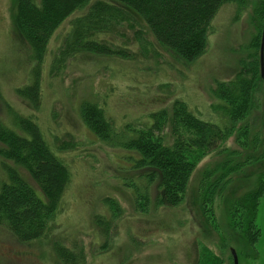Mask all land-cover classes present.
<instances>
[{
    "label": "rangeland",
    "instance_id": "374dc122",
    "mask_svg": "<svg viewBox=\"0 0 264 264\" xmlns=\"http://www.w3.org/2000/svg\"><path fill=\"white\" fill-rule=\"evenodd\" d=\"M14 1L0 0V125L15 129V114L33 118L68 165L71 180L45 235L24 242L6 225H0V264H196L204 245L223 260L221 264H233V249L239 264H264V194L254 219L259 229L256 241L251 243L241 231L232 229L228 213L235 194L249 189L264 167L259 162L235 170L252 151L235 156L229 163L233 166L231 183L223 200L216 198L212 207L218 227L204 216L198 189L203 173L223 161L224 154L210 155L199 163L179 206L155 205L160 191V179H156L150 187L147 210H142L129 186L132 182L138 187L145 184L141 175L147 169H134L128 159L139 156L99 139L83 122L80 110L83 102L100 104L120 133L130 124L146 125L152 120L151 113L170 108L175 99H183L195 113L213 121L219 114L217 101L213 103L216 81L231 78L240 56L249 53L256 33L252 25L256 0H249L243 12L235 4L222 6L213 21L208 51L191 64L179 62L162 48L145 24L132 29L123 22L119 26L126 37L112 41L126 48L133 55L131 59L118 54L78 53L64 66L55 65L54 57L71 18L81 14L79 10L58 27L47 45L40 63V103L36 107L16 93L33 80L35 60L31 46L13 22ZM136 32L149 43L147 50L134 44ZM252 107L251 140L257 136L264 148V81L254 94ZM227 145L239 148L235 136ZM3 146L0 142V149ZM57 146L64 147L57 150ZM7 166L17 168L0 154L2 180L7 179ZM110 198L120 207L118 216L106 204ZM103 217L111 221L109 232L97 224ZM57 244L73 255V262L62 261L55 250Z\"/></svg>",
    "mask_w": 264,
    "mask_h": 264
},
{
    "label": "trees",
    "instance_id": "16d2710c",
    "mask_svg": "<svg viewBox=\"0 0 264 264\" xmlns=\"http://www.w3.org/2000/svg\"><path fill=\"white\" fill-rule=\"evenodd\" d=\"M249 3V0H15L13 22L31 46L35 60L33 80L29 85L17 88L16 93L34 107L39 105L40 63L47 45L58 27L79 10H82L81 14L71 18L69 31L54 57L55 65L64 66L66 60L78 53L118 54L131 59L133 55L126 48L117 47L119 43L112 41L126 37L122 25L119 26L123 22L132 29L145 24L162 48L179 62L191 64L208 51L213 21L220 8L235 4L237 10L244 11ZM252 23L256 33L250 40L249 53L240 56L239 67L231 78L215 83L213 103L217 101L215 108L219 114L214 122L195 113L183 99H175L170 108L163 107L151 113L152 120L146 125L135 127L130 124L124 133H120L114 130L100 104L81 103L85 125L102 141L135 152L138 158H128L134 169H147L141 175L144 186L138 187L134 182L129 184L138 208L147 210L151 201L150 187L158 178L160 191L155 197V205L179 206L186 198L191 177L199 163L210 155L224 154L223 161L203 173L198 189L204 216L210 224L218 227L212 207L216 198L223 200L224 190L231 183L229 176L233 166L230 161L252 151L245 158L246 163H239L235 170L264 163V148H261L257 136L251 140L249 122L254 94L264 81L260 62L264 0L255 1ZM137 32L134 44L138 43L147 50L149 43ZM14 116L15 129L0 125V142L4 145L0 154L17 167L7 166V179L0 177V225H6L18 240L25 242L47 233L71 180V172L33 118ZM234 136L239 146L237 149L227 145ZM63 147L57 146L56 149ZM257 152L261 154L257 156ZM214 176L217 177L214 179ZM263 194L264 167L252 186L241 194L236 193L229 204L231 228L241 231L251 243L259 236L254 219ZM106 204L118 216V203L110 198L106 199ZM110 222L104 217L97 220L105 232L110 231ZM60 246L57 244L55 250L62 261L73 262V255L59 249ZM221 263L223 260L212 249L202 246L196 264Z\"/></svg>",
    "mask_w": 264,
    "mask_h": 264
},
{
    "label": "water",
    "instance_id": "95a60500",
    "mask_svg": "<svg viewBox=\"0 0 264 264\" xmlns=\"http://www.w3.org/2000/svg\"><path fill=\"white\" fill-rule=\"evenodd\" d=\"M260 62H261L262 76H264V35H263V39L261 42V48H260ZM232 253H233L234 264H239V258H238L237 252L233 249Z\"/></svg>",
    "mask_w": 264,
    "mask_h": 264
}]
</instances>
